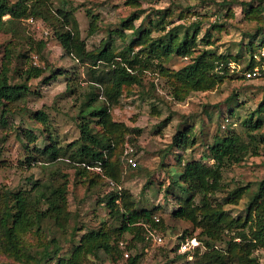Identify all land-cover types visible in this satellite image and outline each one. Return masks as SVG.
I'll return each mask as SVG.
<instances>
[{"label": "rangeland", "instance_id": "374dc122", "mask_svg": "<svg viewBox=\"0 0 264 264\" xmlns=\"http://www.w3.org/2000/svg\"><path fill=\"white\" fill-rule=\"evenodd\" d=\"M58 0H53L57 4ZM228 1V0H227ZM75 7L74 16L77 20L81 37L85 40L88 50L100 46L101 42L112 31V43L117 49L125 46L131 38H136L133 30L125 29L118 33L121 19L126 18L138 6L144 11L139 19L134 21V27L140 24L147 25L155 18L159 10L170 9L169 24L166 29L182 24L188 25L194 19L201 20V28L197 35L196 50L206 49L213 53L234 54L242 49L240 61L232 63L237 66L231 76L225 78L211 90L191 92L183 101H176L171 96L170 84L159 72L156 61H149L148 49H135L142 65L140 70L141 85L134 86L133 92H123L116 105L111 106L110 114L114 121L123 122L131 131L125 134L123 153L127 146L134 149L133 158L135 166L120 164L121 174L119 181H115L105 174L96 177L92 172H99L98 168H90L89 177L76 172V163L67 158H60L54 162H37L28 165L26 156L33 146H44V132L49 131L58 144L65 146L79 137L78 111L82 100L89 90L99 92L98 85L91 78L100 71H108L109 64L97 62L95 65L82 63L66 53L60 43L53 36L49 24L41 19L23 18L16 24L15 32L0 31V65L4 56H10V81H24V70L31 66L43 68L39 77H32L27 85L31 91L25 98L12 106L9 114L2 113L0 109V207L1 197L7 191L16 192L26 188L34 190L32 181L45 185H58L67 180V211L69 219L64 230H60L49 222L42 226V239L34 232L23 235L21 244L29 246L32 254L40 248L42 240L56 238L62 246L60 255H66L71 246L78 242L81 235L88 230H98L116 227L118 222L111 216L103 196L113 191L126 190L131 194L137 208H156L155 214L162 220L158 228L165 236L162 245L133 241L132 234L125 232L121 240L123 253L117 264H127L128 258L137 255L136 264H194L193 257H178L174 246L180 240H191L199 236V228L184 219L171 216L182 196V191L173 181L178 179L183 161L203 160L207 150V143L212 141L214 134L227 132L224 130L223 117H230L237 125L230 130L241 132V121L250 112L264 101V76L254 79L241 77L242 67H246L250 51L244 48L248 41L244 32H251L257 26V21L248 20L241 12V6L236 3L222 4L223 0H69ZM139 3V5L135 4ZM180 14L183 15L180 18ZM4 18H8L5 15ZM95 20L89 29L90 21ZM218 23L220 27L214 29L212 24ZM209 28L210 36L205 34ZM44 31H48L46 35ZM153 35H158L154 33ZM240 43V44H239ZM42 44L44 46H42ZM22 54V55H21ZM21 55V56H20ZM255 66H264V46L255 47L253 51ZM188 58L178 56L163 62L164 66L178 69ZM238 63V64H237ZM146 65V66H145ZM148 67V68H145ZM234 67V66H233ZM56 71L57 76L44 83L42 78L48 76L50 71ZM246 70V69H245ZM243 70V71H245ZM135 72V71H133ZM94 87H91V84ZM103 96H100L101 100ZM43 110L48 116L47 126L42 127L34 113ZM232 110V111H231ZM188 121L195 133V143L188 147H171L172 135L179 123ZM24 128L31 129L37 140L29 143L23 137ZM257 133L264 132V125ZM27 146V148H26ZM181 158V162L178 161ZM122 159V156H121ZM264 177V143L258 147V153L249 152L243 161L227 163L222 171V190L215 193L213 198L218 201L227 192L241 185L249 184L247 194L236 204L226 203L224 208L233 216L244 214L246 200L252 194L256 183ZM184 196V195H183ZM198 197L196 198V201ZM118 204L121 201H116ZM187 230V231H185ZM185 239H181L180 237ZM193 236V237H191ZM217 245L224 247V241ZM197 240V239H196ZM238 240V239H237ZM73 241V242H72ZM198 241V240H197ZM130 246V247H127ZM201 251L204 250L200 246ZM129 257H125L124 252ZM104 260H97L90 255L89 264L108 263L103 252L99 253ZM260 264H264V248L258 247L252 253ZM172 260V261H171ZM57 259L44 262L55 264ZM0 264H36L34 260L27 263L16 259L0 248ZM43 264V263H42Z\"/></svg>", "mask_w": 264, "mask_h": 264}, {"label": "trees", "instance_id": "16d2710c", "mask_svg": "<svg viewBox=\"0 0 264 264\" xmlns=\"http://www.w3.org/2000/svg\"><path fill=\"white\" fill-rule=\"evenodd\" d=\"M223 2L222 4L226 5L232 3L240 5L246 19L257 21V27L253 31L243 33L244 38L248 39L244 48L250 51L246 67L241 68L243 72L256 65L252 56L255 47L264 46V0ZM74 10L75 7L69 0H58L57 4H54L53 0H0V31L15 32L17 22L23 18L41 19L49 24L53 36L64 51L75 60L92 65L97 62L109 64L107 72L102 70L91 78L98 85L97 89L102 88L101 95L99 92L89 90L80 104L79 137L62 146L49 131L44 132V139L47 142L45 141L42 147L29 148L26 163L32 165L37 160L54 162L64 157L77 164L75 169L79 175L89 177V170L94 167L99 169V172H92L94 176L105 174L118 182L121 161L127 164L121 155L124 136L131 129L123 122L114 121L110 109L118 103L123 92L130 94L134 86L141 85V73L137 67L142 63L135 49H148L147 60L157 62L159 72L169 82L171 96L176 101H183L194 91L211 90L231 76L234 70L230 68L229 63L240 61L242 49L234 54H216L203 48L196 50L201 20L197 18L186 26L178 24L166 29V25L171 22L167 19L171 14L169 8L159 10L147 25L140 24L134 27V21L139 19L144 11L138 6L126 18L120 20L119 28L115 30V33H118V29L120 31L131 29L132 33H136V38H131L125 46L117 49L112 43L111 31L100 46L88 50L85 40L81 37ZM5 15H8V18H4ZM182 17L180 14V18ZM94 24L95 20H91L89 26L91 31L94 30L92 29ZM211 27L218 29L220 24L215 23ZM154 33L158 35H153ZM205 34L207 37L210 36L209 28ZM175 56L188 60L178 69L163 65V62ZM43 71L41 67L31 66L23 72L24 81L13 83L10 81V56L8 54L4 56L0 65L2 113H11L12 106L23 100L31 91L27 85L28 80L41 76ZM56 76L57 72L51 70L42 81L48 83ZM241 77L245 78L243 74ZM91 85L94 87L95 84ZM100 96H103V100ZM34 119L42 127L47 126L49 121L43 110H37ZM187 122L179 123L172 135L171 147H188L195 143L194 130L186 124ZM223 122L224 130H221L227 132L214 134L212 141L206 145L207 150L203 157L211 162L195 159L183 161L178 179L173 181L182 191V196H179L171 216L187 220L194 228H199L198 238L194 237L198 240V245L185 253H178V257L192 255L194 264H260L252 253L258 247L264 248V177L256 183L254 191L246 200L244 214L233 216L224 208V204H236L244 198L249 184L233 188L222 198L223 201H218L213 196L222 190V171L226 164L243 161L251 151L254 154L258 153L259 145L264 143V132H256L264 125V101L243 118L241 132L229 129L237 125L229 116H224ZM21 133L29 143L36 142L38 136L33 134L31 129L24 128L22 132H18ZM178 161L181 162L180 157ZM127 166L130 167L129 164ZM89 180L94 181L92 177H89ZM31 185L34 187L33 192L26 188L16 192L10 190L1 197L0 248L23 263L32 259L36 264H44L55 257L57 259L55 264H89L87 258L90 255L97 260H104L99 256V253L103 252L105 259L117 264L123 253L121 247L123 233H131L135 242L149 243L144 237L145 229L142 223L156 228L163 227L162 220L154 213L156 208H137L128 191L116 190L100 200L105 202L110 215L118 222L116 227L102 226L98 230L84 232L78 242L72 241L71 249L66 255L59 254L62 246L56 238L42 240L40 248L32 254L29 246L21 244L23 235L34 232L42 239V226L47 222L64 230L69 212L67 180L56 186L34 180ZM118 199L121 201L120 204L116 202ZM225 234L229 236L224 241L225 246L220 247L217 242L221 241ZM180 238L185 239L183 236ZM177 245L178 242L174 246L175 250ZM200 246L204 250L201 251ZM127 247L130 246L126 245ZM137 258V255L131 256L127 264H136Z\"/></svg>", "mask_w": 264, "mask_h": 264}, {"label": "built area", "instance_id": "2783aa9c", "mask_svg": "<svg viewBox=\"0 0 264 264\" xmlns=\"http://www.w3.org/2000/svg\"><path fill=\"white\" fill-rule=\"evenodd\" d=\"M28 20L33 22V18H31V17H29ZM44 33L47 35L48 31H44ZM232 63H229L230 68L232 70L237 69V66H235L236 64L233 65ZM243 75L247 79L259 78V77L264 75V66H262V67L255 66L253 68H248L245 71H243ZM133 152H134V149L130 146H127L125 151H124V154H123V159L126 161L127 164H129L131 166L136 165V160L133 158ZM156 221H158V218H156ZM142 225L145 229L144 237L150 243H153L156 245H162L165 242V236L163 235V233L158 228L151 226L150 224H146V223H142ZM197 245H198V241L196 240V238H192L190 241L187 239L186 240H180L178 242L176 251L178 253H185ZM124 255H125V257H129V254L126 251L124 252ZM189 256H191V255H189ZM103 264H108V263L104 262Z\"/></svg>", "mask_w": 264, "mask_h": 264}]
</instances>
